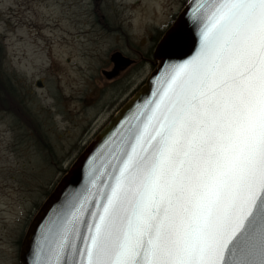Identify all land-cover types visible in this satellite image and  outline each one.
<instances>
[{"label": "snow or ice", "instance_id": "1", "mask_svg": "<svg viewBox=\"0 0 264 264\" xmlns=\"http://www.w3.org/2000/svg\"><path fill=\"white\" fill-rule=\"evenodd\" d=\"M208 11L200 52L114 173L53 222L44 264H264V0Z\"/></svg>", "mask_w": 264, "mask_h": 264}, {"label": "rangeland", "instance_id": "2", "mask_svg": "<svg viewBox=\"0 0 264 264\" xmlns=\"http://www.w3.org/2000/svg\"><path fill=\"white\" fill-rule=\"evenodd\" d=\"M186 1L0 0L3 67L33 118L0 112V264H18L16 244L38 206L143 83L157 40ZM116 50L133 63L106 78Z\"/></svg>", "mask_w": 264, "mask_h": 264}, {"label": "water", "instance_id": "3", "mask_svg": "<svg viewBox=\"0 0 264 264\" xmlns=\"http://www.w3.org/2000/svg\"><path fill=\"white\" fill-rule=\"evenodd\" d=\"M209 4L210 0H187L162 32L152 52L148 76L78 153L31 217L19 244L18 264H44L49 247L56 240L54 230L49 231L53 222L68 215L73 205L96 191L92 182L95 179L99 184L97 178L102 172L104 179L114 173L129 141L149 124L154 112L159 114L157 105L173 68L187 63L201 50ZM109 60L112 68L102 70L106 78H112L133 62L117 50L110 54ZM36 85L42 86L41 80ZM151 124H155L154 119ZM148 131L151 132V127Z\"/></svg>", "mask_w": 264, "mask_h": 264}, {"label": "trees", "instance_id": "4", "mask_svg": "<svg viewBox=\"0 0 264 264\" xmlns=\"http://www.w3.org/2000/svg\"><path fill=\"white\" fill-rule=\"evenodd\" d=\"M5 61V47L4 44L0 41V112L10 114L20 120L23 119L25 123H29L33 118L29 115L27 108H23L20 104L21 100H17L15 97V87L11 83L7 72L4 70L3 62ZM24 101V97H23ZM25 102V101H24ZM30 111V110H29ZM19 116V117H18ZM37 130V126H33ZM32 131V130H31ZM38 137H41V134L38 133ZM20 242L18 241L16 245L19 246Z\"/></svg>", "mask_w": 264, "mask_h": 264}, {"label": "flooded vegetation", "instance_id": "5", "mask_svg": "<svg viewBox=\"0 0 264 264\" xmlns=\"http://www.w3.org/2000/svg\"><path fill=\"white\" fill-rule=\"evenodd\" d=\"M148 61L151 63L150 59H148ZM132 63H133V62H132ZM120 71H121V70H119V71L116 73V75L113 76L112 78H116V77H118V75L120 74ZM112 78H111V79H112Z\"/></svg>", "mask_w": 264, "mask_h": 264}]
</instances>
